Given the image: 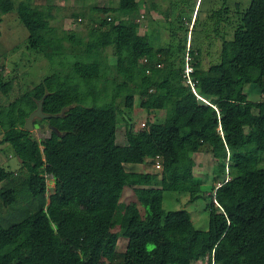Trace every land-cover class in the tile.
Here are the masks:
<instances>
[{
	"label": "trees",
	"instance_id": "obj_1",
	"mask_svg": "<svg viewBox=\"0 0 264 264\" xmlns=\"http://www.w3.org/2000/svg\"><path fill=\"white\" fill-rule=\"evenodd\" d=\"M222 1L217 20L233 29L217 63L205 69L198 53L184 48L186 38L178 44L191 58V78L205 102L183 78L185 57L176 66L169 46L151 47L130 21L142 0L91 7L104 17H88L86 39L72 33L69 42L78 51L70 56L50 25L49 8L0 0V23L15 11L28 31L27 47L69 68L0 106V145L20 161L14 171L0 166V264H191L211 253L214 264H264V0L244 9L235 2L233 10ZM107 48L116 58L110 82ZM249 84L261 100L248 99ZM11 88V81L0 80L2 94ZM136 96L145 112L163 111V120L136 132L124 117L126 142L118 146V99L131 109ZM41 99L44 114L60 115L33 123L59 133L36 139L24 118ZM202 146L226 179L207 194L209 226L197 231L188 211L161 205L165 182L175 168L186 173ZM158 159L161 176L124 167L154 166ZM47 175L54 179L48 196ZM125 187L133 199L120 210ZM185 188L190 201L199 196L198 186ZM119 238H126L124 251H117Z\"/></svg>",
	"mask_w": 264,
	"mask_h": 264
},
{
	"label": "rangeland",
	"instance_id": "obj_2",
	"mask_svg": "<svg viewBox=\"0 0 264 264\" xmlns=\"http://www.w3.org/2000/svg\"><path fill=\"white\" fill-rule=\"evenodd\" d=\"M235 2H239L240 8L244 9L250 5L251 0H227L229 10H233ZM33 4L38 8H49V14L52 16L50 25L69 56L78 51L76 49L77 45L72 47L74 43L69 42L72 33H76V40L86 39L89 18L97 16V18L102 19L104 17L100 11H92L91 7L115 8L118 6L117 0H34ZM223 4L222 0H142L141 8L134 12L130 21L135 23L139 34L148 36L151 47L169 46L173 52V57L177 58L176 66H182L184 61L185 53L182 55L178 44L186 38L184 41L186 51L193 49L194 53H198L201 67L207 69L210 65L219 61L221 42L225 37L231 36L230 32L233 29L231 25L225 24V21H218L219 15L216 16L215 14L217 10L219 11L224 6ZM80 12L86 17L76 18L72 16ZM1 17L0 80L2 82L11 81L12 88L6 95L0 92V106H7L42 78L52 75L54 72H67L69 68L68 64H65L64 67L57 62L51 64L42 54L27 47L28 31L15 11ZM222 18L221 20H225V12H222ZM112 52L113 50L109 48L105 51L106 63L109 67L107 69L109 82L111 78L117 76L114 69L116 58ZM109 82L107 85L111 89ZM252 86L253 84L247 85L244 88V93L248 95L249 100L259 101L260 95L257 99L254 95H251L253 92L250 88H256ZM257 94H260L259 91ZM118 104L122 109V114L117 116L116 144L118 146H123L126 142V120L124 117L131 119L132 128L136 132L143 130L142 123H145L144 129H146L149 121L160 122L163 120V111L145 112L141 108V101L138 96L134 97L131 109L124 107L119 99ZM36 120H39V118L33 119V121ZM43 124L45 126L43 129L39 128L31 131L36 139L50 136V129L46 123ZM2 137L3 131L0 130V140ZM192 157L194 164L188 166L186 173L180 168H175L172 174L173 177L171 176L172 179L165 182L167 188L163 191L161 208L164 211L181 209L188 211L194 228L197 231H205L209 226L207 206L210 202L207 194L211 192L213 186L217 185V182L222 181L225 177L222 174L215 173V168L219 162L212 157V154L204 146ZM19 164L20 161L13 156L10 149L0 145V166L8 171H14L19 167ZM162 166L161 161V167L158 169H155L150 163H147L144 168L149 169L147 172L157 173L158 176H161ZM126 167L131 169L128 165ZM141 171L145 170L142 169ZM53 181L52 176H46L47 196L53 192ZM187 185L199 187V196L193 201H190L191 194L185 188ZM162 186L165 187L164 184ZM127 188H124L125 191H123L119 201L120 210L133 199L132 192ZM177 188H180V190H177ZM125 247L126 238H119L117 251H124ZM191 264H207V262L203 258L197 259Z\"/></svg>",
	"mask_w": 264,
	"mask_h": 264
},
{
	"label": "water",
	"instance_id": "obj_3",
	"mask_svg": "<svg viewBox=\"0 0 264 264\" xmlns=\"http://www.w3.org/2000/svg\"><path fill=\"white\" fill-rule=\"evenodd\" d=\"M42 103H43V99L39 100L37 102V107L35 110H33L31 113H29L25 118H24V128L27 129V130H30L33 131L34 129H43L45 126L42 124V125H39V124H34L33 122V119L34 118H39V119H47V118H53L55 116H58L60 114H44L42 112ZM64 110V109H63ZM62 110V111H63ZM61 111V112H62ZM51 131H55L56 133H59L57 128L54 127V126H47Z\"/></svg>",
	"mask_w": 264,
	"mask_h": 264
},
{
	"label": "built area",
	"instance_id": "obj_4",
	"mask_svg": "<svg viewBox=\"0 0 264 264\" xmlns=\"http://www.w3.org/2000/svg\"><path fill=\"white\" fill-rule=\"evenodd\" d=\"M190 61H191V58H190L188 55H186V56H185V61H184V71H183L184 76H183V78L185 79V82H186L187 84H189V86L191 87L192 91H193L194 93H196V90H195V87H194V85H195V83H194V79L191 78V73H192L193 70H194V66H193L192 63H190ZM196 95H197L200 99H202V100L205 101V99L202 98L201 96H199L197 93H196ZM205 102H206V101H205ZM141 127H142V129H144V127H145V123H142V124H141ZM160 167H161V161L158 159V160L155 162L154 168H155V169H158V168H160ZM210 257H211V258L209 259V257L205 256L204 259L206 260L207 264H214V259H213V257H212V253H211V256H210ZM209 261H210V262H209Z\"/></svg>",
	"mask_w": 264,
	"mask_h": 264
},
{
	"label": "crops",
	"instance_id": "obj_5",
	"mask_svg": "<svg viewBox=\"0 0 264 264\" xmlns=\"http://www.w3.org/2000/svg\"><path fill=\"white\" fill-rule=\"evenodd\" d=\"M247 86V85H246ZM245 86V87H246ZM244 87V88H245ZM252 87H256V86H252ZM251 89V91L253 92L251 95H254V97L257 99V97L259 98V95H260V98H259V100L261 99V94H257V92L259 91L258 90V88L256 87V88H250ZM255 89H257L256 91H255ZM260 93V92H259ZM247 95V94H246ZM248 96V95H247ZM248 99H249V97H248ZM146 164L147 163H144V164H135V163H124V167H125V169L126 170H128V171H134V172H147V170H149V169H146V168H144V167H146ZM126 165H128V166H130L131 167V169H128L127 167H126ZM135 166V167H134ZM142 167V168H141ZM142 169H144L145 171H141Z\"/></svg>",
	"mask_w": 264,
	"mask_h": 264
}]
</instances>
